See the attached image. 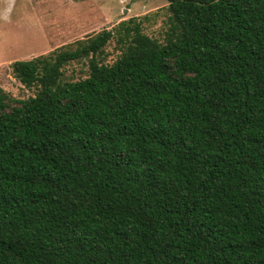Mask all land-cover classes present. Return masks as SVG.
<instances>
[{
    "label": "trees",
    "instance_id": "16d2710c",
    "mask_svg": "<svg viewBox=\"0 0 264 264\" xmlns=\"http://www.w3.org/2000/svg\"><path fill=\"white\" fill-rule=\"evenodd\" d=\"M168 2L165 42L131 17L12 64L0 264H264V0Z\"/></svg>",
    "mask_w": 264,
    "mask_h": 264
},
{
    "label": "rangeland",
    "instance_id": "374dc122",
    "mask_svg": "<svg viewBox=\"0 0 264 264\" xmlns=\"http://www.w3.org/2000/svg\"><path fill=\"white\" fill-rule=\"evenodd\" d=\"M168 0H0V86L15 98L35 95L13 74L12 64L48 54L137 17L146 34L165 42L171 26ZM118 37L106 47V61L121 54ZM89 75L88 59L65 67V78Z\"/></svg>",
    "mask_w": 264,
    "mask_h": 264
}]
</instances>
